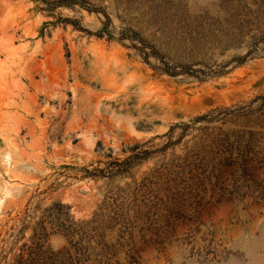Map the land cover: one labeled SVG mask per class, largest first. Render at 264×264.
<instances>
[{
  "label": "rangeland",
  "instance_id": "rangeland-1",
  "mask_svg": "<svg viewBox=\"0 0 264 264\" xmlns=\"http://www.w3.org/2000/svg\"><path fill=\"white\" fill-rule=\"evenodd\" d=\"M185 124L134 179L84 171ZM201 150L206 178L149 209L123 264H264V0H0V264L51 214L104 221L106 198Z\"/></svg>",
  "mask_w": 264,
  "mask_h": 264
},
{
  "label": "trees",
  "instance_id": "trees-1",
  "mask_svg": "<svg viewBox=\"0 0 264 264\" xmlns=\"http://www.w3.org/2000/svg\"><path fill=\"white\" fill-rule=\"evenodd\" d=\"M196 121H193V124ZM178 127L186 129L189 124L172 126L165 135L132 146L129 149L130 156L125 160L116 158L107 163L104 169L89 171L85 168L84 171L88 178L96 181L118 177L134 179L132 170L137 166L135 164L156 157L154 152L149 150L141 152L138 150L156 139L172 136ZM182 137L183 134L175 143L164 145L161 151L165 152L169 147L176 148ZM98 145L100 146L101 143ZM202 154H205L203 150L198 152L196 160L186 156L181 163L171 162L153 169L139 184H135L133 190L129 186L121 189L120 193L112 195L110 198L113 199V204L110 206L106 204L108 199L106 198L100 207V210L106 211L104 221L101 219L103 214L98 213L90 221L78 223L71 221V217L63 220L51 214L48 219L38 222L37 226L33 227L30 244L25 243L10 264H123L121 254L124 248H129L124 261L134 259L133 254L137 248L134 243V232L139 228L138 223H145L148 220L149 209L156 207L159 202L163 204L165 200L174 203L175 206L179 205L178 200L186 202L184 198H191V192L195 191L197 185L206 178L211 165L209 166ZM61 206V204H53L47 212ZM115 231L118 233L116 240L110 242L109 234ZM52 232L66 238L65 248L55 252L47 247Z\"/></svg>",
  "mask_w": 264,
  "mask_h": 264
}]
</instances>
